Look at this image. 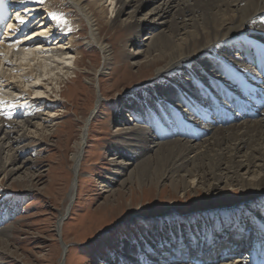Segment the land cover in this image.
Wrapping results in <instances>:
<instances>
[{"label": "bare ground", "instance_id": "1", "mask_svg": "<svg viewBox=\"0 0 264 264\" xmlns=\"http://www.w3.org/2000/svg\"><path fill=\"white\" fill-rule=\"evenodd\" d=\"M33 2V0H0V26L6 24L5 19L11 9L14 19L11 21L12 25L1 34L5 37L0 42V176L3 181L26 170L23 163L19 164L13 155L15 148H11L12 143L30 140L24 130H33L35 136L43 135L44 130L49 128L53 121V117L45 107L35 109L36 102L43 98L41 92L33 90L32 92L36 91L34 97L23 101L24 99H20L22 94L27 96L31 94L21 90V94L19 96L17 94L19 100L15 101L13 99L17 96L4 90L13 86V90L18 92L20 87L15 86L17 80L28 83L31 76H34V80L38 83L44 81L41 78H47L45 81H50L54 86L51 89L62 97V94L68 90L62 86L65 78H69L71 74L74 75L72 78H79L78 75L69 73L67 69L74 59L73 56L77 54L75 48L72 49L73 38L64 33L62 24L51 19V10L41 4L36 6L42 8L41 10L34 9L31 5ZM107 2L108 6H111L108 12H111L112 19L106 20V28L110 29L116 25L120 28L126 26L135 33L136 37L153 33L146 39L145 44L138 39H131L129 43L137 46L138 49L143 48L141 55L156 54L154 62L158 60L164 65L156 69L155 76L146 84L143 92L135 93L133 98H126L125 104L118 111L116 119L122 133L117 134L113 138L114 142L111 143L115 155L119 156L116 158L118 164L115 163L114 166L116 175L109 174L110 180L105 183L117 182V177L123 175L125 178L120 182L121 187L127 181H135L138 186L144 184L142 187H145V183L151 182L157 187L168 183L172 187H180L183 192L192 189L194 185L211 190L237 187L242 192L254 195L256 202H260L264 216V0H65V6L70 10L64 14L65 18L76 27L82 28V24L85 25L87 29L85 45L95 48L100 53L104 65L102 68L108 62L110 51L100 36L101 30L96 24L97 20H94V15L95 18L104 19L108 7L104 4ZM89 5L92 6L91 9ZM145 9L147 11L144 12ZM22 10L24 12L18 14ZM26 14L30 16L27 17ZM18 16L25 19V25L17 23ZM122 16L126 17L125 21L121 19ZM34 20L36 24L32 22ZM28 31L30 33H27ZM52 37L55 41L51 39ZM66 37L69 39L65 40ZM17 38L23 41L20 43ZM36 38L41 39L42 43H36L39 40H34ZM138 55L139 52L130 59L136 61ZM77 62L75 58L72 63L75 69L78 68ZM102 70L93 71L91 74L94 88H99L98 77ZM18 72L23 73L20 76ZM86 77L90 78V76ZM239 80H243L244 83L251 81L254 83L246 90L253 91V105H248L246 109H253L257 117H253V120L241 118L236 120V117L219 116L217 121L221 127L214 128L204 124V115L201 117L202 120H198L200 114L204 112L200 110L202 107L198 97L204 93L203 88L213 92L209 90L210 86L220 87L221 91L226 90L225 93L232 92L235 83ZM31 88H41V85H33ZM99 97L101 98L100 95ZM100 98L95 101L96 113L102 106ZM13 101L23 104L17 105ZM24 104L27 106L20 108ZM148 104L155 106V110H152L153 115L149 119L164 120V115L173 130L164 127L161 134L155 133L157 138L151 136V126H147V114L150 113ZM218 105L226 107L228 102L220 99ZM203 108L207 110V115L215 117L212 112L213 105L208 101L203 104ZM124 112L129 113L132 120L140 126L122 124ZM42 116H45V119H42ZM93 116L95 114L92 111L89 117ZM224 119L228 122H224ZM14 127L19 129L15 131L16 137L8 140L11 132L6 130ZM88 128L89 123L85 120L79 140L75 144L76 153L72 155L73 182L68 196L69 203L74 199ZM199 134L203 136L202 140H199ZM178 137L188 140H181ZM126 156H130L131 159L127 161H132V164L121 165L120 159H126ZM30 159H27V162L31 161ZM114 160L112 158L110 161ZM14 180L19 183L20 179L18 180L17 177ZM23 180L21 184L28 185L24 176ZM240 215V211H230L227 217L222 219L223 221L208 220L210 225L191 224L188 229H184L191 231V236L188 238L191 242H195L200 235L210 236L213 228L218 229V225L222 222H232L235 226L240 224L238 219ZM259 221V231L264 234V223ZM62 222L63 218H60L58 228L61 227ZM181 229L182 227H178L174 233L180 243L185 241ZM10 231V228H3L0 236L10 237ZM160 238L158 237L157 241H162ZM162 238L166 239L164 235ZM225 241L230 240L228 238ZM151 243L148 241L140 245L138 243L132 245L128 241H121L120 250L123 255L119 256L118 264H164L163 262L167 260L164 252L167 249H159V246L156 248L158 250H152L147 257L148 260L143 257L144 255L138 256L137 250L148 252ZM217 247L212 251L213 259L216 258ZM1 248L2 250L8 248L2 239H0V250ZM64 249L63 246V255L67 251ZM180 249L184 252L185 247L181 246ZM174 250H177V247ZM241 252L244 253L245 248ZM241 257L238 255L229 259V262L222 261L223 264H245ZM116 259L107 260L105 264H116ZM217 261L219 259L213 264Z\"/></svg>", "mask_w": 264, "mask_h": 264}, {"label": "rangeland", "instance_id": "2", "mask_svg": "<svg viewBox=\"0 0 264 264\" xmlns=\"http://www.w3.org/2000/svg\"><path fill=\"white\" fill-rule=\"evenodd\" d=\"M34 2L31 5L36 9V6L40 4ZM41 5L49 11L51 10V13L62 16L64 21L62 30L73 38L74 47L72 49L75 48L76 53H79V55L73 56L71 66L69 65L67 69L69 73H74L79 78H72L73 74L69 75V78H65L62 86L68 90L66 89L67 91L62 94V97H59V93L57 95L54 89H51L54 86L50 81H45L47 78H41L44 81L38 83L34 80V76H31L28 83H21V80H17L15 86L20 87L18 92L13 90V86L4 90L12 92L14 96L17 94L19 96L21 90L30 92V96L22 94L20 99H24L23 101L34 97L36 91L32 92L33 90L41 92L43 98L36 102L35 109L39 110V108L45 107L53 117V121L49 128L44 130L43 135L35 136L33 130H24L23 132L30 140L12 143L11 148H15L13 155L19 164L23 163L26 170L19 172V175L16 174L15 178L4 181L0 176V231L3 228L11 229L10 237L2 238L0 236V239L8 245V250L5 248L0 250V264H60V262L63 264H105V261L113 258H117L116 264H118L119 256L123 255L120 250V242L123 240L132 245H137V243L140 245L148 241L151 243L152 241L149 245L154 250L159 245L158 237H161L162 241L170 239L167 237L176 233L178 227H182V236L185 234L191 236V231H185L191 224L200 226L201 223L210 225L211 220L213 222L223 221L230 211H240L241 217L238 219L244 222L247 219L246 208H255L259 211L261 205L260 202H256L254 195L242 192L237 187L211 190V188L194 185L192 189L183 192L180 187H172L168 183L157 187L153 186V182H151L150 184L145 183V187H142L144 184L138 186L135 181H127L121 187L120 182L125 178L123 175L117 177V182L105 183L110 180L109 174L116 175L114 166L115 163L118 164L116 158L119 156H116L111 148V143L114 142L113 138L121 132L120 124L116 119L117 113L125 104L126 98H133L135 93L143 92L146 84L150 83V80L155 76L156 69L164 65L158 60L154 62L156 60L154 53L141 55L144 49L132 46L129 40L138 39L139 42L145 44L146 39L153 33L136 37L135 33L126 26L120 28L119 25H116L107 29L105 23L108 18H111V12H108L109 9L111 10V6H108V2L105 3L104 6L108 7L105 16H103L104 19L95 18L94 15V20H97L96 24L101 30L100 36L110 51L108 62L102 68L103 61L100 53L95 48L85 45L84 38H86L87 32L85 25L82 24V28L76 27L65 18L64 14L70 12L65 6V0H48ZM32 7L31 9H33ZM89 8L91 9L92 6L89 5ZM37 9L41 10L42 8L38 7ZM143 11L145 12L147 9ZM22 12L24 11L22 10L18 14ZM26 16L29 17L30 14H26ZM121 19L125 21L126 17L122 16ZM32 22L37 23L35 20ZM10 24L12 25L9 20L7 25L11 26ZM37 39L39 38L34 40ZM51 39L55 41L54 37ZM68 39V37L65 38V40ZM16 40L20 43L23 41L20 38ZM36 43H42V40L39 39ZM138 52L136 61H132L130 57L137 55ZM75 58L78 61L77 69L72 67ZM99 69L103 70L98 77L100 83L97 89L92 85L91 74ZM22 73L18 72L20 76ZM86 76H90V78ZM248 83L251 84L248 85ZM33 85H41V88L32 89ZM253 85L252 81L244 83L243 80H239L235 83L234 90L227 93H225L226 90L221 91L220 87L210 86L209 90L213 92H208V89L203 88L204 93L198 97L202 107L200 110L204 112L200 114L198 120H202L201 117L204 115V124H208L212 128L221 127L217 121L220 113L222 118L236 117V120L237 118L253 120L246 118L245 113L243 116L232 111L235 104L253 105V91H246L249 86ZM18 96L13 100H19ZM98 98L102 100V106L96 113L94 108ZM220 99L228 102V105L226 107L218 105ZM15 101L13 102L17 105L23 104ZM206 101L213 105L212 112L215 117L207 115V110L203 108ZM30 104L32 106V103ZM148 105L150 113L147 114V126H151V136L157 138L155 133L161 134L164 127L171 130L172 126H169V120L164 115V120L161 118L155 121L150 120L155 106ZM26 106L24 104L20 108ZM92 111L95 116L89 117ZM172 116L175 118L173 114ZM42 119H45V116H42ZM128 119L131 120L127 122ZM85 120L89 123V130L86 145L83 148L74 199L69 203L68 196L73 182L72 155L76 153L75 144L79 140L81 127ZM122 120V124L140 126L132 120L127 112L122 113ZM213 121L214 124H212ZM17 124L20 125V123ZM16 130H19L18 127L7 128L6 131L11 132L8 140L16 137ZM199 137V140H202L203 136L201 137L199 134ZM180 139L186 140L187 138ZM112 158L115 160L110 161ZM129 158L130 156H126V159H120L121 165L132 164V161H127ZM27 159L31 161L27 162ZM23 176L28 185L21 184L22 181L24 182ZM17 177L18 180L20 179L19 183L14 180ZM239 202L241 204H238ZM229 204L234 207L192 211L211 205ZM259 215L261 212H258ZM60 218H63V222L58 228ZM208 220L210 221L208 222ZM162 235L166 239H163ZM203 237L202 235L198 236L200 239ZM184 239L186 240L185 237ZM63 246H66L65 250H67L64 255ZM228 249L231 250V247ZM137 252L140 257L143 254L146 256L149 254L142 249H138ZM216 252L217 260L221 253L219 250ZM227 261L229 262V260ZM223 263L224 261L219 260L215 264Z\"/></svg>", "mask_w": 264, "mask_h": 264}, {"label": "snow or ice", "instance_id": "3", "mask_svg": "<svg viewBox=\"0 0 264 264\" xmlns=\"http://www.w3.org/2000/svg\"><path fill=\"white\" fill-rule=\"evenodd\" d=\"M36 2L39 3V4H42L44 2V0H36ZM50 17H51V19L57 21V23H60V24L64 23V21L62 19V16H60V15H58L56 13H51ZM17 23L20 24V25H25L26 21H25V19L23 17L18 16L17 17Z\"/></svg>", "mask_w": 264, "mask_h": 264}, {"label": "water", "instance_id": "4", "mask_svg": "<svg viewBox=\"0 0 264 264\" xmlns=\"http://www.w3.org/2000/svg\"><path fill=\"white\" fill-rule=\"evenodd\" d=\"M238 204H241L240 202ZM230 207H234V205H211V206H206L204 208H197V209H193L192 211H200L201 209H213V210H217V209H222V208H230ZM174 212V211H173ZM64 248L66 249V246H64ZM64 249V251H65Z\"/></svg>", "mask_w": 264, "mask_h": 264}]
</instances>
